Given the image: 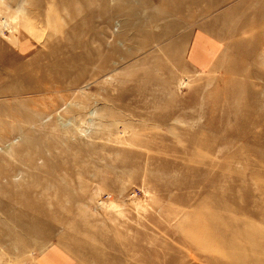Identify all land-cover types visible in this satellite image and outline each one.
<instances>
[{
    "label": "rangeland",
    "instance_id": "374dc122",
    "mask_svg": "<svg viewBox=\"0 0 264 264\" xmlns=\"http://www.w3.org/2000/svg\"><path fill=\"white\" fill-rule=\"evenodd\" d=\"M54 247L264 264V0H0V264Z\"/></svg>",
    "mask_w": 264,
    "mask_h": 264
},
{
    "label": "crops",
    "instance_id": "0c3cea01",
    "mask_svg": "<svg viewBox=\"0 0 264 264\" xmlns=\"http://www.w3.org/2000/svg\"><path fill=\"white\" fill-rule=\"evenodd\" d=\"M223 41L209 29L197 28L191 36L188 50L191 65L197 69H205L211 66L222 51ZM37 263L68 264V259L59 249L54 247L42 252L37 258Z\"/></svg>",
    "mask_w": 264,
    "mask_h": 264
}]
</instances>
